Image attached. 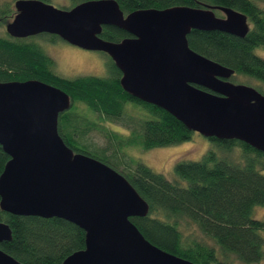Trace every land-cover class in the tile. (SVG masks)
I'll list each match as a JSON object with an SVG mask.
<instances>
[{"label":"water","instance_id":"1","mask_svg":"<svg viewBox=\"0 0 264 264\" xmlns=\"http://www.w3.org/2000/svg\"><path fill=\"white\" fill-rule=\"evenodd\" d=\"M5 25L14 39L56 36L84 51L100 52L121 73L131 98L155 106L189 132L238 141L264 154V95L234 84V71L190 49L192 31L245 38V15L221 7H173L124 15L113 0L71 9L18 1ZM220 14L221 17H218ZM113 27L129 38H101ZM70 97L41 81L0 83V148L8 157L0 175V210L17 217L57 218L85 234L84 249L62 264H195L150 244L130 221L145 218L146 202L114 169L74 153L58 133ZM11 241L0 223V244ZM0 264H20L0 249Z\"/></svg>","mask_w":264,"mask_h":264},{"label":"trees","instance_id":"2","mask_svg":"<svg viewBox=\"0 0 264 264\" xmlns=\"http://www.w3.org/2000/svg\"><path fill=\"white\" fill-rule=\"evenodd\" d=\"M18 1L53 2L0 0V83L41 81L70 97V109L58 119L60 137L74 153L118 172L146 202L148 215L130 219L141 235L155 247L195 264H264V219L253 218L255 207L264 208V154L238 141L208 139L211 146L199 161H176L173 180L133 159L131 148L170 147L190 140L192 133L165 111L126 94L119 83L121 73L106 55L109 62L103 77L56 75L54 60L36 37L14 39L5 33ZM87 1L93 0L68 3L72 8ZM113 1L125 16L173 7H221L245 15L250 30L243 39L217 31H192L187 41L197 54L234 71L230 81L249 79L256 82L250 87L264 95V58L257 54L264 53V0ZM129 37L113 27L101 33L112 43ZM115 125L127 134L113 130ZM7 161L0 148V175ZM0 223L11 232V241L1 243L0 249L20 264H62L84 249V232L61 219L17 217L0 210ZM197 232L213 245L186 236Z\"/></svg>","mask_w":264,"mask_h":264},{"label":"rangeland","instance_id":"3","mask_svg":"<svg viewBox=\"0 0 264 264\" xmlns=\"http://www.w3.org/2000/svg\"><path fill=\"white\" fill-rule=\"evenodd\" d=\"M51 5L58 8H71L68 0H52ZM221 17L220 14H217ZM38 43L44 48L46 53L54 60L55 74L61 77L76 78L80 76L93 75L103 77L107 73L108 58L100 52L84 51L77 47L71 46L60 39L55 41L49 40L45 37H36ZM258 55L264 58L262 51H257ZM232 83L252 86L256 82H251L249 79L243 77L231 80ZM246 82V83H245ZM112 129L121 133L127 134V130L118 125L112 126ZM211 143L208 139L200 136L197 133H192L191 139L178 145L156 148L151 150H143L140 147L131 148L130 157L141 160L154 172L162 174L165 178L173 180L174 166L176 161H199L202 156L208 151ZM253 218L258 220L264 219V208L255 207L253 210ZM190 239H203L206 243L213 245V243L205 239L201 234L190 233L186 234ZM264 238V233H263ZM263 264V261L260 263Z\"/></svg>","mask_w":264,"mask_h":264},{"label":"bare ground","instance_id":"4","mask_svg":"<svg viewBox=\"0 0 264 264\" xmlns=\"http://www.w3.org/2000/svg\"><path fill=\"white\" fill-rule=\"evenodd\" d=\"M67 112V111H66Z\"/></svg>","mask_w":264,"mask_h":264}]
</instances>
